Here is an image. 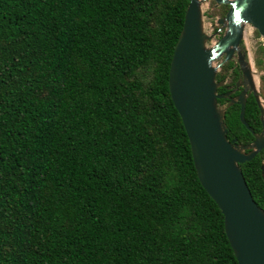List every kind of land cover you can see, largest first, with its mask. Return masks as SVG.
I'll use <instances>...</instances> for the list:
<instances>
[{
  "label": "trees",
  "instance_id": "1",
  "mask_svg": "<svg viewBox=\"0 0 264 264\" xmlns=\"http://www.w3.org/2000/svg\"><path fill=\"white\" fill-rule=\"evenodd\" d=\"M186 4L0 0V264H237L167 87ZM238 110L223 120L244 144ZM243 118L259 130L251 94ZM263 160L238 165L264 210Z\"/></svg>",
  "mask_w": 264,
  "mask_h": 264
},
{
  "label": "water",
  "instance_id": "2",
  "mask_svg": "<svg viewBox=\"0 0 264 264\" xmlns=\"http://www.w3.org/2000/svg\"><path fill=\"white\" fill-rule=\"evenodd\" d=\"M203 1L187 0L169 60V97L185 130L196 176L222 214L237 264H264V210L253 200L238 165L264 146L263 105L252 69L238 46L245 24H250L264 41V0H214L215 4L227 5L224 15L216 19L225 28L209 46L206 42L212 35L203 28ZM233 51L241 73V80L234 86H241V90L229 98V104L238 103L239 121L252 133V140L245 144L227 139L224 107L216 101L233 91L217 93L222 80H215L217 68L230 59ZM246 91L252 93L259 109V133L253 132L243 118ZM259 168L264 182V160Z\"/></svg>",
  "mask_w": 264,
  "mask_h": 264
},
{
  "label": "rangeland",
  "instance_id": "3",
  "mask_svg": "<svg viewBox=\"0 0 264 264\" xmlns=\"http://www.w3.org/2000/svg\"><path fill=\"white\" fill-rule=\"evenodd\" d=\"M218 5L220 4H215L214 0H205L201 4V9L203 14V28L206 31V33L212 35V37L206 42L207 46L214 43L216 39L222 34L225 28V26H220L218 23H216V19L224 15L227 7L224 9V11L221 14L214 13ZM254 30L255 29L250 24L244 25L243 37L240 46L242 51L245 52V59L248 61L252 69L254 86L259 96L260 103L264 104L263 98L260 94V75L264 74V69H259L254 64L255 48L258 43H261L264 47V41L259 34H255ZM232 60L235 61V57H233ZM262 61L264 63V53H263ZM218 70L219 68L217 69V71ZM219 106L220 108H223L225 104L223 103Z\"/></svg>",
  "mask_w": 264,
  "mask_h": 264
},
{
  "label": "flooded vegetation",
  "instance_id": "4",
  "mask_svg": "<svg viewBox=\"0 0 264 264\" xmlns=\"http://www.w3.org/2000/svg\"><path fill=\"white\" fill-rule=\"evenodd\" d=\"M242 42V41H241ZM241 42L238 44V46H239V50L242 52V53H245V52H243L242 51V49H241V46H240V44H241ZM223 57V55H221L220 56V59ZM233 57H235V61H233L232 60V58ZM219 59V60H220ZM229 60H231L232 62H233V65L234 66H236L237 67V70L239 71V75H238V77L236 78V80L235 81H237V80H241V73H240V70H239V65H238V62H237V54H236V51H233V53H232V55H231V57H230V59ZM228 61V60H227ZM224 63V62H223ZM222 63V64H223ZM221 64V65H222ZM220 65V66H221ZM220 66H219V68H220ZM218 69V68H217ZM217 72V71H216ZM217 81H219V80H217ZM235 82L233 83V85H231V84H227L226 83V75H225V78L222 80V83H221V85H219V86H223V88H224V90L221 92V93H225V92H227V91H229V90H233L230 94H229V96H225V97H220V98H223L224 99V101H223V103L225 104V106H224V108L229 104V98L230 97H234L240 90H241V86H238L237 88H235ZM218 86V87H219ZM217 89V88H216ZM249 94H251L252 95V93L251 92H247L246 91V93H245V99H246V97L249 95ZM253 96V95H252ZM263 98V97H262ZM253 99H254V97H253ZM255 101V100H254ZM263 101H264V98H263ZM222 103V104H223ZM234 103H237V102H234ZM233 104V103H232ZM238 104V103H237ZM245 104V103H244ZM255 104H256V102H255ZM263 105V111H264V104H262ZM239 106V105H238ZM257 106V105H256ZM258 108V107H257ZM258 120H259V109H258ZM259 123H260V121H259ZM260 127H261V125H260ZM259 131H260V128H259V130L257 131V132H255V131H253V132H255V133H259ZM252 134V133H251ZM252 140V139H251ZM250 142V141H249ZM248 142V143H249ZM245 144V143H244Z\"/></svg>",
  "mask_w": 264,
  "mask_h": 264
}]
</instances>
